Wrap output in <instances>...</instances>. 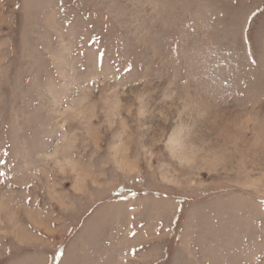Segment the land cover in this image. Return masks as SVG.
Returning <instances> with one entry per match:
<instances>
[{"label": "rangeland", "instance_id": "1", "mask_svg": "<svg viewBox=\"0 0 264 264\" xmlns=\"http://www.w3.org/2000/svg\"><path fill=\"white\" fill-rule=\"evenodd\" d=\"M0 264H264V0H0Z\"/></svg>", "mask_w": 264, "mask_h": 264}]
</instances>
